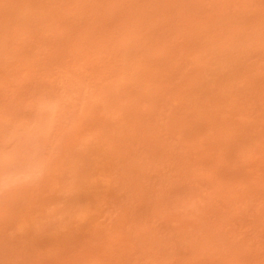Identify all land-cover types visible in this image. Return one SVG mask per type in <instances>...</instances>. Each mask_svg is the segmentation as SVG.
I'll return each mask as SVG.
<instances>
[{
    "label": "rangeland",
    "instance_id": "rangeland-1",
    "mask_svg": "<svg viewBox=\"0 0 264 264\" xmlns=\"http://www.w3.org/2000/svg\"><path fill=\"white\" fill-rule=\"evenodd\" d=\"M0 264H264V0H0Z\"/></svg>",
    "mask_w": 264,
    "mask_h": 264
}]
</instances>
